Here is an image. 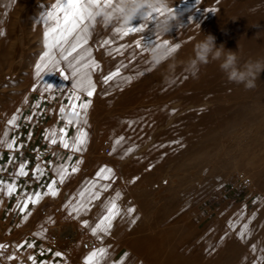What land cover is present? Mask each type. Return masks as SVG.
I'll return each instance as SVG.
<instances>
[{
	"label": "rangeland",
	"instance_id": "1",
	"mask_svg": "<svg viewBox=\"0 0 264 264\" xmlns=\"http://www.w3.org/2000/svg\"><path fill=\"white\" fill-rule=\"evenodd\" d=\"M56 2L0 0V57H7L0 66V141H5L0 144V165L7 154L22 152L24 144L48 151L43 162L32 159L27 166L34 171L39 164L43 169V200L30 201L11 221L0 214V245L5 246L0 249V264H33L29 256L35 258L34 264H85L94 249L84 251L81 243L89 239L97 243L95 249H107L104 264H257L256 257L264 256V72L256 87L246 90L230 83L218 62L201 66L197 77L185 72L182 62L192 55L194 43L208 34L215 36L217 46L236 51L241 64L264 58V0H173L179 19L165 38L181 47L174 53L178 66L170 81L163 76L166 64L144 72L147 55L132 58L141 34L121 38L114 33V27L126 29L141 21L147 25V12L122 26L119 0L90 7H107L113 20L105 23L98 18L94 27L87 23L90 30L83 48L90 49L100 70L91 73L96 93L84 126L88 143L82 152L64 149L59 142L64 124L57 116L59 98L72 91V77L52 40L59 64H49L39 76L35 73L40 56L50 50L44 47L41 19ZM159 22H151L144 33L146 42L157 38L154 46L160 40ZM114 35V43L104 46L102 42ZM118 46L127 47L116 53ZM117 69L120 76L103 84V76ZM126 77L131 81L125 82ZM14 114L16 124L9 126ZM53 129L56 144L50 142ZM75 133V127L68 128L65 139ZM119 137L125 139L116 144ZM13 138L16 144L8 149L6 143ZM129 147L135 150L125 155ZM80 160L79 171L71 173ZM64 164L69 175L60 183L57 169ZM103 166L115 173L113 180L98 182L110 183V190L102 192L89 211L76 215L72 208L89 197L88 192L84 197L79 193ZM240 174L250 181L242 182ZM53 180L57 195H45ZM117 191L122 193L117 201L122 215L109 233L93 236L90 229L102 215L103 204ZM128 207L136 210L131 216L123 214ZM133 217H138L135 223ZM246 223L247 239L239 240ZM28 243L34 247L28 248ZM20 244L24 246L17 248ZM224 247L226 252L221 251ZM12 255L16 258L7 259Z\"/></svg>",
	"mask_w": 264,
	"mask_h": 264
},
{
	"label": "snow or ice",
	"instance_id": "2",
	"mask_svg": "<svg viewBox=\"0 0 264 264\" xmlns=\"http://www.w3.org/2000/svg\"><path fill=\"white\" fill-rule=\"evenodd\" d=\"M110 0H57L56 3L52 5L53 11L47 13V17L50 19L55 20V27L50 28L48 31H45L43 34L44 38V47L46 49H50L45 51L40 56V62L37 63L35 67V73L37 76L41 74V71L48 67L51 64L53 67L59 64L51 50V46L49 45L48 41L51 38L53 44L55 45L56 55L60 56V58L66 62V68L70 70L71 79V92H68L65 96L60 97V104L57 111L58 119H63L64 124L59 129L60 136L59 142L64 149H69L77 152H82L88 143V133L85 131L84 126L88 123V115L89 111L92 107V97L96 93V83L93 81L91 73L100 70V64L96 62L91 57V51L88 48H83V44H87L89 30L88 24L86 20V12L90 7H94L100 3H108ZM158 19L156 14L150 16L149 23L145 25L142 21L138 26H134L133 23L126 29H122L120 27H114V33L119 34L121 38L127 37L130 34L139 33L142 36V39H137L134 42L133 46V54L132 58L136 59L139 56L147 55V49L154 46L157 42V38L151 42H146L144 40V33L148 30L149 24L151 22H156ZM108 27V26H105ZM3 33H0L2 35ZM115 35L112 39H106L102 43L104 46H110L114 43ZM127 46H118L114 49L116 53H121L123 48ZM181 45L179 43L173 44L171 48V52L176 53ZM136 49H139L137 52ZM75 54V55H74ZM144 64V72H148L152 66L148 61H143ZM120 76V71L110 72L107 75H104L102 78V83L107 85L110 81H113L115 78ZM66 80L68 79L67 76L64 77ZM125 82H130L132 77L124 78ZM52 85H48V88H51ZM33 91L37 90L35 87L32 89ZM59 90V88H57ZM51 99H57L55 96H51ZM67 103H64V101ZM38 107V105H37ZM66 112H71L79 117L77 122L67 121L63 118ZM17 120V115L14 114L11 119L7 121L9 126H15ZM81 121L83 124H81ZM70 127L76 128V133L73 137L69 139H65L67 136V129ZM49 133L46 132V138L48 137ZM50 135L52 136L51 143L56 144V131L55 129L51 130ZM4 137H8V131L4 132ZM125 138L119 137L115 143L120 144ZM5 141H0V144H4ZM16 144L15 138H13L10 142L6 143V147L8 149H13L14 145ZM22 147V145H21ZM135 149L129 147L126 150L125 155L130 154ZM71 160V157H69ZM83 161H77L76 165L71 168V173H76L79 171V164ZM25 164H20L18 167L17 172L15 173L16 176H26L28 173L25 171ZM43 175V169L39 164H37L36 168L34 169V175ZM57 174L59 175L60 183L65 181V178L69 175L67 171V165H60L57 169ZM115 178V173L112 168L107 166L101 167L98 172L96 173V179L85 189L81 190L79 193L80 197H84L85 193H89V197L87 201H79L77 206L72 208L73 213L79 215L80 212H87L90 210L89 206L93 204L94 201L99 200L102 192H107L111 188L110 183L99 184L98 182L103 181H110ZM135 179L133 180V183ZM56 181L53 180L51 184L48 186V191L44 193L45 195H52L56 196L57 191L54 188ZM8 194L11 195L13 191L16 190L15 182H11L7 184ZM92 189H96L92 191ZM27 197L24 207L21 208V211L24 212L27 209V201L32 200L33 203H36L41 198V193L37 192L34 195H30L25 193ZM122 193L117 191L115 192L114 196L108 198L106 202L103 204V213L98 218V221L91 227V233L93 236H97V233H109L112 227L113 221L122 215L121 209L117 204V201L121 199ZM17 207H20L19 202ZM136 210L134 207H128L126 212L123 213L124 215L131 216ZM24 219H27V215L24 216ZM138 217L132 218V223H135ZM85 226H87V221L84 222ZM230 227L235 229L236 225L230 223ZM248 231V224H244L242 230L239 232V237L243 240L245 238V233ZM24 245L20 244L17 245V248H22ZM5 246L0 245V249H3ZM28 248L34 247L31 243L27 244ZM253 252L256 251L255 245L252 246ZM57 257H62L60 252L55 253ZM107 256V249L104 247H100L99 249L92 250L86 257H85V264H104V261ZM14 255L8 256L7 259H15ZM30 261H35V258L29 256L28 258ZM257 264H261V261H264V256H257L256 257Z\"/></svg>",
	"mask_w": 264,
	"mask_h": 264
},
{
	"label": "clouds",
	"instance_id": "3",
	"mask_svg": "<svg viewBox=\"0 0 264 264\" xmlns=\"http://www.w3.org/2000/svg\"><path fill=\"white\" fill-rule=\"evenodd\" d=\"M173 0H119L117 11L122 26L130 25L142 12H147L150 17L156 14L159 19L157 32L160 40L156 46L147 50L148 62L153 69H159L166 64L163 73L165 80H172L177 68L172 41L166 39L167 33L171 31L173 22L179 19V15L172 8ZM87 23L93 27L98 18L109 23L113 20V13L105 6L90 8L86 12ZM211 62H218L219 69L225 74L230 83L243 85L246 90L256 87V80L264 72V58L249 59L243 64L236 51L226 50L223 44L217 46L215 36L208 34L203 39L197 40L192 49V55L182 62L183 70L193 77H197L201 66ZM63 118L67 121L77 122L79 117L71 112H66Z\"/></svg>",
	"mask_w": 264,
	"mask_h": 264
},
{
	"label": "crops",
	"instance_id": "4",
	"mask_svg": "<svg viewBox=\"0 0 264 264\" xmlns=\"http://www.w3.org/2000/svg\"><path fill=\"white\" fill-rule=\"evenodd\" d=\"M23 146L25 149H21L22 152L16 151V153H14L15 151H13V153L7 154L8 159L5 160L4 164L0 165V214L2 213L7 217L9 216L10 221L18 215L23 214L21 208L24 207L25 201L27 199L25 193L34 195L35 193L40 192L41 198L39 200H43V195L41 192L44 180L43 175H34V171L28 170L27 166L32 159L39 161L41 158L43 162L46 154H48V151L45 152V149H39L37 146L35 149H33L34 146L30 144H24L22 147ZM31 152L33 155L29 154ZM20 164L26 165L25 171L28 173V175H15ZM13 181L16 184V190L13 191L11 195H9L6 186ZM30 201L32 200L27 201V206L29 205ZM18 202L20 207H17Z\"/></svg>",
	"mask_w": 264,
	"mask_h": 264
},
{
	"label": "bare ground",
	"instance_id": "5",
	"mask_svg": "<svg viewBox=\"0 0 264 264\" xmlns=\"http://www.w3.org/2000/svg\"><path fill=\"white\" fill-rule=\"evenodd\" d=\"M53 2H54V0H53ZM50 11H53V9H52V5H51V8L46 12V16L44 17V18H42L41 19V22L42 23H44V21H45V25L43 26V34H44V32L45 31H48L50 28H52V27H55V23H54V19H50V18H48L47 17V13L48 12H50ZM148 16V15H147ZM49 19V20H48ZM48 20V21H47ZM51 20V21H50ZM89 24V23H88ZM90 30V29H89ZM196 30V29H195ZM99 34V33H98ZM92 35V34H91ZM151 36V35H150ZM98 37V36H97ZM43 38V37H42ZM141 38V37H140ZM51 38L49 39V41H48V43H49V45H51L52 43H51ZM43 42H44V38H43ZM45 43V42H44ZM96 44H98V43H96ZM101 44V43H100ZM87 46V45H86ZM100 46V45H99ZM96 47H98V46H96ZM87 48V47H86ZM96 49H98V48H96ZM45 50H47L46 48H45ZM105 50V49H104ZM114 50V49H113ZM103 53V52H102ZM113 54V53H112ZM5 59H7V57H5V56H3V57H0V66H2L3 65V63H4V60ZM62 62V61H61ZM131 62V61H130ZM9 73V72H8ZM31 73V72H30ZM4 76V75H3ZM139 77V76H138ZM4 78V77H3ZM1 79V78H0ZM96 80V79H95ZM95 82V81H94ZM153 102V101H152ZM106 106V105H105ZM109 106V105H108ZM123 106V105H122ZM107 107V106H106ZM120 107V106H119ZM115 108V107H114ZM193 108V107H192ZM195 108V107H194ZM123 109V108H122ZM127 111V110H126ZM129 111V110H128ZM149 111V110H148ZM156 111V110H155ZM125 112V111H124ZM123 113V112H122ZM120 114V113H119ZM139 115V114H138ZM101 121V120H100ZM125 123V122H124ZM130 123H131V121H130ZM129 123V124H130ZM106 124V123H105ZM128 124V125H129ZM132 124V123H131ZM126 125H127V123H126ZM101 126H103L102 124H101ZM130 126H132V125H130ZM137 128V127H136ZM148 128V127H147ZM115 129V128H114ZM124 131V130H123ZM147 131V130H146ZM151 131V130H150ZM149 131V132H150ZM143 132H145V131H143ZM110 138H112V137H110ZM246 177H248V176H246ZM249 178V177H248ZM249 181H250V179H249ZM184 222V221H183ZM176 223V222H175ZM185 225V227H187V225L186 224H184ZM238 228V227H237ZM243 228V227H242ZM58 229V228H57ZM251 230V229H250ZM232 231V230H231ZM160 232H164V230H162V231H160ZM206 232V231H205ZM208 232V231H207ZM238 232V231H237ZM198 233V232H197ZM203 234V233H202ZM205 234V233H204ZM161 235V234H160ZM202 236V235H201ZM205 236V235H204ZM203 236V237H204ZM260 236V235H259ZM203 237H202V239H203ZM226 237V236H225ZM222 239H224V237L222 238ZM229 239V238H228ZM247 239V235L245 234V238L243 239V240H246ZM257 239V238H256ZM199 240H201V239H199ZM239 240H242L240 237H239ZM85 241H92V242H94L95 244H96V247H97V243L94 241V240H91V239H89V240H85ZM85 241H83V242H85ZM203 241H205V239L203 240ZM219 241H220V239H219ZM83 242L81 243V248H82V250H84L83 249V247H82V244H83ZM225 242V241H224ZM228 242V241H227ZM200 243V242H199ZM205 243V242H204ZM226 243V242H225ZM241 243H242V241H241ZM255 244V243H254ZM152 246V245H151ZM158 246V245H157ZM218 246V245H217ZM222 246V245H221ZM95 247V248H96ZM95 248H91V249H88V250H92V249H95ZM217 249V248H216ZM220 249V248H219ZM225 249H226V247H224V250H222L221 249V251H225ZM88 250H84V251H88ZM219 251V250H218ZM220 251V252H221ZM226 252V251H225ZM219 252H217V254H218ZM230 253H232L231 251H230ZM229 253V254H230ZM215 255V254H214ZM241 256V255H240ZM165 257H166V255H165ZM214 257V256H213ZM216 258H219V256H217ZM221 258V257H220ZM250 258H252V257H250ZM250 258H249V260H250ZM212 260V259H211ZM216 260H218V259H216ZM240 260V259H239ZM238 262H240V261H238ZM247 261L246 260H243L242 261V263H246ZM247 264H251V262H247Z\"/></svg>",
	"mask_w": 264,
	"mask_h": 264
},
{
	"label": "built area",
	"instance_id": "6",
	"mask_svg": "<svg viewBox=\"0 0 264 264\" xmlns=\"http://www.w3.org/2000/svg\"><path fill=\"white\" fill-rule=\"evenodd\" d=\"M239 179L242 182H244V183L249 182V178L244 176L243 174H240V178ZM82 247H83L84 250H88V249H91V248H95L96 244L94 242H92V241H85V242H83Z\"/></svg>",
	"mask_w": 264,
	"mask_h": 264
}]
</instances>
